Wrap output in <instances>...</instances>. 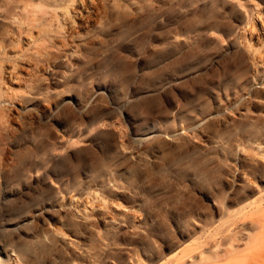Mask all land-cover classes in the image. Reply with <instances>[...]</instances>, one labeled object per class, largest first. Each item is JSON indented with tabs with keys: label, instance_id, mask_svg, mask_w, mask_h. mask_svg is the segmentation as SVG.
<instances>
[{
	"label": "rangeland",
	"instance_id": "374dc122",
	"mask_svg": "<svg viewBox=\"0 0 264 264\" xmlns=\"http://www.w3.org/2000/svg\"><path fill=\"white\" fill-rule=\"evenodd\" d=\"M8 2L38 0H0V264H261L264 0L148 1L101 46L38 37L34 64ZM245 224L263 242L231 260Z\"/></svg>",
	"mask_w": 264,
	"mask_h": 264
},
{
	"label": "bare ground",
	"instance_id": "6f19581e",
	"mask_svg": "<svg viewBox=\"0 0 264 264\" xmlns=\"http://www.w3.org/2000/svg\"><path fill=\"white\" fill-rule=\"evenodd\" d=\"M148 1L157 3L159 6H164L167 0H38V3L8 2V5L14 8V12H17L16 15L10 19V25L16 27L18 32L21 34V42L23 44L28 46H37L35 54L32 58V64H34L36 60L37 63H49L52 61V57L48 51L42 52L40 50L42 45L39 43L40 40L38 37H41L45 34L51 41H58L60 34L58 33L57 27H62L71 43L81 50L89 49L90 47L97 45V43L101 46L102 33L109 29L113 17L118 18L120 16H124L129 20L135 19L139 15L135 12L133 14L131 11H139L144 7L145 4L149 3ZM41 2H45L46 4L41 5ZM105 6L106 14L103 15L102 9ZM156 19L161 21L163 19V15H157ZM116 22L117 21H115L117 30H119L122 28V26L118 25ZM93 23L96 27L92 33L81 32V30L88 29ZM15 43H17V41L14 39V37H11V44L5 53V55H8L9 53V58L7 59L8 67L7 70L5 68V74L6 77L12 81V83H17L19 77L16 73V70H20L22 68L21 66L20 68H17L16 65H13L10 60L11 58L23 60L22 55L18 52H15L12 48ZM112 44L116 45L115 42ZM112 44L110 43V45ZM63 98L64 94L61 102L64 100ZM25 102H32L38 106H44L45 99L39 95L32 97ZM13 104L15 105V103ZM12 106L13 105L10 103L7 104L6 102L0 101V114H3L7 107L10 109ZM16 106L14 107L16 108ZM152 133L153 132L149 130L145 135L151 136ZM10 192L11 191H6L5 195L9 194ZM51 210V208H45L43 209L42 213L48 214L51 212ZM263 212L264 211L257 209L255 213H251L246 218L248 219L249 223L250 221H258V223L264 229V216H262L264 215ZM21 222L17 223L20 229L24 227V223ZM247 225L248 224H245L240 229V231H237L236 229L231 230L230 234L226 237L225 242L227 243V247L223 251V255H225V257L227 256L229 259L234 260L242 255L243 252L237 247L239 246V241H242L245 235H247L248 239L247 245H250L251 242L258 244V242L262 241H258L259 237H261L260 235L252 234V230L254 228L248 227ZM263 244H259L258 247H261L257 250L261 255L260 257L264 256ZM261 264H264V257Z\"/></svg>",
	"mask_w": 264,
	"mask_h": 264
}]
</instances>
